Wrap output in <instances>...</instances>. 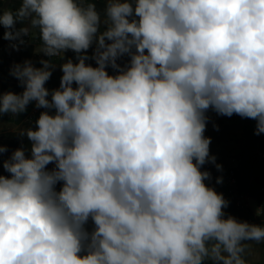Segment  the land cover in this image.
Returning <instances> with one entry per match:
<instances>
[{
  "label": "clouds",
  "instance_id": "1",
  "mask_svg": "<svg viewBox=\"0 0 264 264\" xmlns=\"http://www.w3.org/2000/svg\"><path fill=\"white\" fill-rule=\"evenodd\" d=\"M103 2V17L96 0L0 9L11 47L38 29L47 57L14 64L23 91L0 93V117L44 109L2 162L0 264H247L264 225L226 216L202 167L221 169L209 110L264 133V0Z\"/></svg>",
  "mask_w": 264,
  "mask_h": 264
},
{
  "label": "crops",
  "instance_id": "2",
  "mask_svg": "<svg viewBox=\"0 0 264 264\" xmlns=\"http://www.w3.org/2000/svg\"><path fill=\"white\" fill-rule=\"evenodd\" d=\"M97 9L101 12L103 17V9L105 4L103 0H96ZM20 7V0H0V9L11 10L15 12ZM24 25L18 23L17 28ZM5 29L0 26V93L14 92L21 93L23 88L20 86L19 81L10 75V70L14 64L23 63L25 60H31L36 67H40L39 61L41 59H47L43 53L39 52L41 47V40L39 37V30L32 29L29 36H24L25 43L14 49L11 44L15 41H9L3 38ZM92 49H89V55H91ZM63 54L51 57V60L56 64L52 70V76L46 83V87L49 90L56 89L60 85V78L62 72L59 68V64L63 61L61 56ZM75 53L67 51L64 53L65 60L68 58H74ZM126 59V58H125ZM88 63L95 66V62L89 60ZM123 63V61H121ZM111 74L112 70L109 69ZM44 109H38L34 103L27 107L26 112L13 116L12 114H4L0 117V145L7 148V151L0 156V175L8 176L3 167L2 162L7 159L13 150L28 145V141L25 138L19 136V132L22 129L35 126V121L39 117V114ZM215 117L217 114L214 111L209 110L207 115ZM209 117V118H210ZM230 123V122H229ZM233 125L235 133L237 134V140L234 144L235 149L230 151L231 142L218 144L217 147H222V151L228 146L227 154L221 155L215 152V145L210 144V156L216 157V164H220L223 161L229 160L230 164L236 165L239 168V191L244 195L248 201V206L245 208H237L234 196H225L224 180L221 183H216L218 171L215 169V165L212 163H206L205 167H202V171H209L211 173V179L205 181L206 184L213 187L218 193H222L224 198L229 202L228 207L224 209L227 215L234 216L240 221H248L249 223L264 225V213L259 214V208L264 210V133L260 135L255 134L256 121L246 118H241L238 115L233 116ZM214 127L213 122L207 123V132ZM224 130V127L221 128ZM226 145V146H225ZM232 157V158H231ZM231 158V159H230ZM224 163V162H223ZM49 169L54 165H49ZM60 185H57L59 190ZM89 228H91V222H89ZM247 247L243 253V258L247 264H264V241L246 242ZM207 264V262H206Z\"/></svg>",
  "mask_w": 264,
  "mask_h": 264
},
{
  "label": "trees",
  "instance_id": "3",
  "mask_svg": "<svg viewBox=\"0 0 264 264\" xmlns=\"http://www.w3.org/2000/svg\"><path fill=\"white\" fill-rule=\"evenodd\" d=\"M231 123L233 124V118L231 119ZM218 131H219V133L215 134V132H214V135L212 133H210V132H206L205 131V136L206 137H210L211 141H212V145H215V150H216L215 152H217V153H219L221 155H226L227 154L228 146L225 145L226 148L224 149V151H222V147H217L218 144H221V143H224V142L225 143L231 142L230 151L233 152L234 149H235L234 144L236 143V140H237V134L235 133L234 125H233V131L230 130V132H229V131H226L225 129L222 130V129H219V128H218ZM223 162H221L219 164V165H221V169L220 170H217V168L214 166L215 169L218 171L217 178H222V180L225 179L226 173H227L228 169L231 166V164H230L228 159L226 161H223ZM204 167H205V165H204ZM217 178H215L214 181L217 180Z\"/></svg>",
  "mask_w": 264,
  "mask_h": 264
},
{
  "label": "built area",
  "instance_id": "4",
  "mask_svg": "<svg viewBox=\"0 0 264 264\" xmlns=\"http://www.w3.org/2000/svg\"><path fill=\"white\" fill-rule=\"evenodd\" d=\"M224 191L225 196H234L237 208H245L248 206V201L244 195L239 191V168L236 165L230 166L224 179ZM259 214L264 213L263 208H259Z\"/></svg>",
  "mask_w": 264,
  "mask_h": 264
},
{
  "label": "rangeland",
  "instance_id": "5",
  "mask_svg": "<svg viewBox=\"0 0 264 264\" xmlns=\"http://www.w3.org/2000/svg\"><path fill=\"white\" fill-rule=\"evenodd\" d=\"M212 114H210L208 117H210ZM234 116V115H233ZM233 116L231 117H227V116H221V115H216L215 117H210L208 122H213L214 123V127L211 128V130H208L210 133H212L214 135L219 133L218 128L221 129L222 127H224V129L226 131H233V124L231 123V119L233 118ZM230 122V123H229ZM207 132V130H206Z\"/></svg>",
  "mask_w": 264,
  "mask_h": 264
}]
</instances>
